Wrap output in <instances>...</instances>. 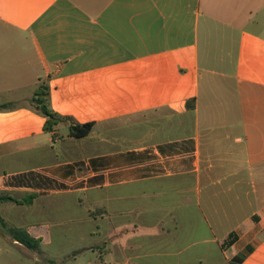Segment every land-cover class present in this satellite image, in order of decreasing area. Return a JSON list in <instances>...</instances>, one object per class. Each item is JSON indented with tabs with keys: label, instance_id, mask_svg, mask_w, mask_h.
I'll use <instances>...</instances> for the list:
<instances>
[{
	"label": "crops",
	"instance_id": "1",
	"mask_svg": "<svg viewBox=\"0 0 264 264\" xmlns=\"http://www.w3.org/2000/svg\"><path fill=\"white\" fill-rule=\"evenodd\" d=\"M2 105L0 264H264V0H0Z\"/></svg>",
	"mask_w": 264,
	"mask_h": 264
},
{
	"label": "trees",
	"instance_id": "2",
	"mask_svg": "<svg viewBox=\"0 0 264 264\" xmlns=\"http://www.w3.org/2000/svg\"><path fill=\"white\" fill-rule=\"evenodd\" d=\"M50 88L46 84H42L37 90L36 94L32 99V104L37 111L43 114L46 117V122L44 125V130L46 132H55L56 127L61 122L71 121L70 118L61 117L57 113H55L50 106ZM189 109L194 110L195 108V100H191L187 103ZM6 106L2 105L0 108H5ZM94 123H86V124H71V136L77 139L87 137L93 130ZM33 196L24 197V198H16L11 195L0 193V202H13L18 205H28L31 204ZM0 225L6 229L11 237L18 241L19 243L34 248L39 245V241L32 238L25 228L9 226L4 222V220L0 217ZM236 241L235 236H231L228 240V244H232ZM243 261V257H239L235 260V264H239Z\"/></svg>",
	"mask_w": 264,
	"mask_h": 264
},
{
	"label": "rangeland",
	"instance_id": "3",
	"mask_svg": "<svg viewBox=\"0 0 264 264\" xmlns=\"http://www.w3.org/2000/svg\"><path fill=\"white\" fill-rule=\"evenodd\" d=\"M141 120V117L137 118V122ZM126 125V124H125ZM119 127V125H118ZM123 127V126H122ZM127 127V126H124ZM120 128L121 130L118 131V133L122 132L125 133L126 129ZM128 132H135V133H140L141 132V128L140 126L131 128ZM103 136V135H102ZM40 209V206L38 207ZM57 213H55V215L53 214V211H51L49 214H39L38 218H36V216H32L31 219L32 220H39V221H47L50 220L51 224H52V230H53V243L51 245L52 250H60V246L63 245V237H62V229L60 228V224H62L61 222V218H57L56 215L60 214V208L59 210L57 209ZM6 230V229H5Z\"/></svg>",
	"mask_w": 264,
	"mask_h": 264
}]
</instances>
